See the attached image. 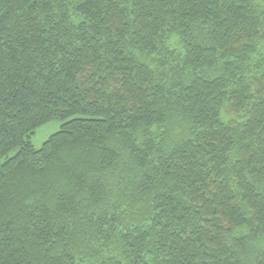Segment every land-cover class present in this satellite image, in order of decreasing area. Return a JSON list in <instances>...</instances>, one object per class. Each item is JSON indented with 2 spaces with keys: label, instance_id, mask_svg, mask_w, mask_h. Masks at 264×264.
<instances>
[{
  "label": "trees",
  "instance_id": "1",
  "mask_svg": "<svg viewBox=\"0 0 264 264\" xmlns=\"http://www.w3.org/2000/svg\"><path fill=\"white\" fill-rule=\"evenodd\" d=\"M257 2L0 0V264H264Z\"/></svg>",
  "mask_w": 264,
  "mask_h": 264
},
{
  "label": "rangeland",
  "instance_id": "2",
  "mask_svg": "<svg viewBox=\"0 0 264 264\" xmlns=\"http://www.w3.org/2000/svg\"><path fill=\"white\" fill-rule=\"evenodd\" d=\"M258 2L255 4V6H260L262 5L261 3L264 0H257ZM262 7V6H261ZM167 48H169L170 50H180V47L178 45V40L176 38H170L167 41ZM61 126V122L60 121H52L46 125L41 126L40 128H38L35 133L32 135L30 142L32 144V146L35 149H39L42 144L53 134H55L56 132H58L59 128ZM177 131V133L175 134H180L179 130H174V132ZM174 134V133H173Z\"/></svg>",
  "mask_w": 264,
  "mask_h": 264
}]
</instances>
